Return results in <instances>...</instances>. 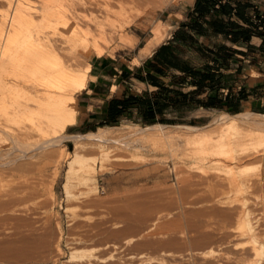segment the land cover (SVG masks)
I'll return each mask as SVG.
<instances>
[{
    "label": "rangeland",
    "instance_id": "obj_1",
    "mask_svg": "<svg viewBox=\"0 0 264 264\" xmlns=\"http://www.w3.org/2000/svg\"><path fill=\"white\" fill-rule=\"evenodd\" d=\"M2 1L0 15L6 10ZM130 1L126 10L112 16L114 28L131 34L132 27L152 12L156 18L145 35L131 34L138 39L133 46L115 51L114 56L107 52L105 58L113 59L119 70L137 67L152 53L143 49L155 37L154 28L163 27L162 44L178 23L188 20L196 2ZM69 35L64 28H46L43 41H52L56 57L66 61L71 57L65 42ZM257 50L259 56L254 58L264 72V55L260 46ZM82 51L78 65L93 64L96 55L89 58ZM251 73L264 78L261 71ZM11 74L2 75L10 79ZM257 99L264 102V90ZM9 107L2 110L4 117L7 112L8 133L0 138V168L8 158L10 170H15L0 178V194L21 196L34 190L36 195L0 213V218L12 219L11 225L0 229V240L14 239L11 263L0 264H264V153L244 150L234 133L221 138L216 127H211L213 138L206 143L186 141V126H193L192 119L198 117L194 126H206L220 111L184 113L180 123L163 124L168 137L158 128L140 132L151 125L137 120L108 129L111 139L140 140L126 147L115 141L85 140L80 154L98 169V188L90 191L72 179L80 171L76 173L79 167L72 170L70 152L76 140L67 135L100 132L102 127L78 133L67 129L58 145L40 133L18 144L16 136L32 122L25 115L11 118ZM68 170L76 175L71 178Z\"/></svg>",
    "mask_w": 264,
    "mask_h": 264
},
{
    "label": "bare ground",
    "instance_id": "obj_2",
    "mask_svg": "<svg viewBox=\"0 0 264 264\" xmlns=\"http://www.w3.org/2000/svg\"><path fill=\"white\" fill-rule=\"evenodd\" d=\"M2 2L6 5V10L0 15V53L2 55L0 57V138L8 133L5 125L8 119L7 112L5 117L2 112L9 107L7 106L9 104L12 113L9 111L8 115L11 118L17 120L18 116L25 115L32 122V125L24 128L22 135L16 136L18 144L32 140L35 138V133H40L46 136L44 137L46 140L50 137L51 142L58 145L67 129L77 123V95L87 90L90 81L97 78L91 74V63L86 64L85 67L78 65L79 53H83L82 50H84L89 58L92 55L103 57L111 50L114 56L115 51L133 46L138 39L134 40L131 34L137 31L145 35L156 18V14L152 12L148 18L133 26L130 34L112 26V16L126 10V4L132 2L130 0H103L102 2L100 0H3ZM108 26H111L112 31L108 30ZM24 28L30 30L24 31ZM46 28H64L69 31L70 35L65 42L70 46L71 57H68L66 61L62 57H56L57 47L52 41L46 43L43 41V30ZM154 30L155 37L143 49L145 53L152 52V48L163 39V27L158 25ZM9 71H12V78L5 79L2 74ZM263 124L264 114L254 112L230 114L220 111L206 126H186L189 130L186 141L206 143L213 138L211 127H216L221 129V138L234 133L237 136L236 143L244 150L251 149L257 153H264ZM113 128L117 127H102L100 132L67 135L76 140V148L70 152L72 156L70 164L72 168L74 167L73 171L79 167L76 173L80 171V175L77 178L76 173L71 174L72 170L68 172L71 178L74 174L76 175L72 179L75 181L78 179L77 185L87 187L90 191L98 188V169L95 163L80 154L85 140L115 141L125 147L139 143L140 140L111 139L108 129ZM153 128L161 129L162 136L168 137V132L165 131L167 126L163 124L148 126L140 132ZM6 160L8 162L1 164L3 166L0 168L1 179L15 170H10L12 162L8 158ZM8 165L9 168L6 169L5 166ZM28 165H31L30 162ZM18 167L20 168L19 165ZM69 183L70 180L67 185ZM69 187L71 191V186ZM32 191L21 196H16L17 193L0 194V210H2L0 213H3V210L12 209L10 207L18 200L35 196L36 194L34 195ZM4 216L0 218V229L12 224L11 217ZM13 243V238L0 240V261L11 263L10 254Z\"/></svg>",
    "mask_w": 264,
    "mask_h": 264
},
{
    "label": "crops",
    "instance_id": "obj_3",
    "mask_svg": "<svg viewBox=\"0 0 264 264\" xmlns=\"http://www.w3.org/2000/svg\"><path fill=\"white\" fill-rule=\"evenodd\" d=\"M197 2V0H196ZM195 2V5H196ZM226 2V0H224ZM256 8H259L261 13H264V0L260 3L251 0ZM234 7L237 5L232 3ZM192 9V11L195 9ZM236 11V9H234ZM255 16V11L250 12ZM216 14L208 16L207 19L211 20ZM222 17V16H221ZM226 21H231L224 30H217L210 23H204L202 31L195 26L193 22H180L177 24L174 31L170 34L168 39L162 44L157 45L152 49V53L135 68L130 65L123 67L119 70L117 63L113 59H107V55L97 57L93 64L91 74L96 76L95 80H91L88 89L83 91L80 95L81 112L78 115L77 123L68 129H73L74 133L92 131L100 127L101 123L106 122L108 119L109 103L114 98L124 97L126 94H133L142 96L144 91H154L158 87L148 82L137 78V74L145 76V64L153 57H185L191 66H204L211 65L214 67L221 66V71L225 76L221 79V88L219 92L216 90L211 91L207 89L200 97L206 98L209 95L219 94V98L223 99L222 104L228 105L227 109L213 108V107H196L188 109L186 113H198L200 111H226L232 114L241 112H255L264 114V102L258 103L259 91L264 90V78L259 79L253 77L251 71H261L264 75L262 68L257 65L259 55L254 52L258 51L256 40L263 39L258 36H252L251 39L244 40L241 37L235 39L228 31H241L244 28L252 29L249 23H246L236 14L223 16ZM251 19V18H250ZM255 21L254 19H251ZM251 32L249 33V35ZM264 55V52L261 51ZM111 57V56H110ZM222 57H234L228 61ZM253 57V60L251 58ZM264 57V56H262ZM249 58V59H247ZM225 66V67H224ZM227 68V69H225ZM241 71L239 72V69ZM248 68L247 74L244 71ZM131 72L130 76L122 77L124 71ZM244 78V79H243ZM164 81L171 79L161 77ZM115 87V88H114ZM196 86H189L184 88L186 92L195 90ZM244 89L245 99L240 98V93ZM237 111V112H234ZM170 118L178 119V116H169ZM192 119L193 124L198 123ZM180 119V118H179ZM132 119H123V121ZM177 124V123H176Z\"/></svg>",
    "mask_w": 264,
    "mask_h": 264
},
{
    "label": "trees",
    "instance_id": "obj_4",
    "mask_svg": "<svg viewBox=\"0 0 264 264\" xmlns=\"http://www.w3.org/2000/svg\"><path fill=\"white\" fill-rule=\"evenodd\" d=\"M232 3L237 6L234 7ZM251 11H255V16L250 14ZM213 14L216 16L208 20L207 17L213 16ZM233 14L249 23L252 29L243 27L241 31L230 30L228 34H231L235 39L241 37L244 40L258 36L263 39L260 49L264 52V13H261L259 8L251 3V0H226V2L224 0H197L195 9L188 14V20L185 22H193L200 32L204 23H210L215 29L221 31L231 23V21H226L223 16ZM222 58L228 61L234 57ZM144 68L146 75H140L141 71L139 70L137 78L158 88L151 92L144 91L142 96L129 93L124 97L114 98L109 103L108 119L101 123V126H117L122 123L123 119L137 120L148 125L176 124L180 123L183 114L191 108H228V105L222 104L223 99L219 98V94L209 95L206 98L200 97L207 89L219 92L221 79L225 76L221 71V66L214 67L208 64L191 66L185 57H153L152 60L146 62ZM130 74L131 72L125 70L122 77H128ZM161 77L171 80L164 81ZM192 85L197 88L188 92L184 90ZM244 91L242 89L240 93L241 99L246 98ZM169 116H178L180 119Z\"/></svg>",
    "mask_w": 264,
    "mask_h": 264
}]
</instances>
